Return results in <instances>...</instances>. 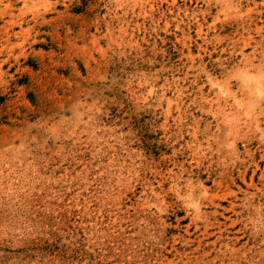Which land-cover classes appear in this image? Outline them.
I'll list each match as a JSON object with an SVG mask.
<instances>
[{
  "label": "rangeland",
  "instance_id": "rangeland-1",
  "mask_svg": "<svg viewBox=\"0 0 264 264\" xmlns=\"http://www.w3.org/2000/svg\"><path fill=\"white\" fill-rule=\"evenodd\" d=\"M0 264H264V0H0Z\"/></svg>",
  "mask_w": 264,
  "mask_h": 264
},
{
  "label": "clouds",
  "instance_id": "clouds-1",
  "mask_svg": "<svg viewBox=\"0 0 264 264\" xmlns=\"http://www.w3.org/2000/svg\"><path fill=\"white\" fill-rule=\"evenodd\" d=\"M189 208L193 209L195 213L197 214V218H199V212H200V207L198 202H192L187 205ZM259 223V221H258Z\"/></svg>",
  "mask_w": 264,
  "mask_h": 264
}]
</instances>
